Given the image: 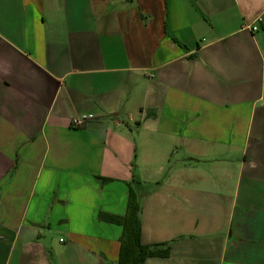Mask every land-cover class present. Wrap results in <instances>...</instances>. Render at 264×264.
Masks as SVG:
<instances>
[{"label": "crops", "instance_id": "crops-1", "mask_svg": "<svg viewBox=\"0 0 264 264\" xmlns=\"http://www.w3.org/2000/svg\"><path fill=\"white\" fill-rule=\"evenodd\" d=\"M131 188L145 264H264V0H0V264H118Z\"/></svg>", "mask_w": 264, "mask_h": 264}, {"label": "trees", "instance_id": "trees-1", "mask_svg": "<svg viewBox=\"0 0 264 264\" xmlns=\"http://www.w3.org/2000/svg\"><path fill=\"white\" fill-rule=\"evenodd\" d=\"M156 116V114H152ZM108 182V179H103ZM141 203L138 194L131 188L127 212L124 216L100 213L101 221L123 228L120 238L118 264H145L149 258H167L171 252L170 243L145 245L142 242Z\"/></svg>", "mask_w": 264, "mask_h": 264}, {"label": "built area", "instance_id": "built-area-1", "mask_svg": "<svg viewBox=\"0 0 264 264\" xmlns=\"http://www.w3.org/2000/svg\"><path fill=\"white\" fill-rule=\"evenodd\" d=\"M249 28L252 30V32H256L258 30L256 26H249L248 29ZM92 119H93L92 115L89 114L77 116L72 119L71 127L77 130L84 129Z\"/></svg>", "mask_w": 264, "mask_h": 264}, {"label": "rangeland", "instance_id": "rangeland-1", "mask_svg": "<svg viewBox=\"0 0 264 264\" xmlns=\"http://www.w3.org/2000/svg\"><path fill=\"white\" fill-rule=\"evenodd\" d=\"M57 240V239H56ZM57 242H58V240H57ZM51 259V258H50ZM53 264L55 263V264H59V259H56L55 258V256L53 257L52 256V261H51Z\"/></svg>", "mask_w": 264, "mask_h": 264}]
</instances>
